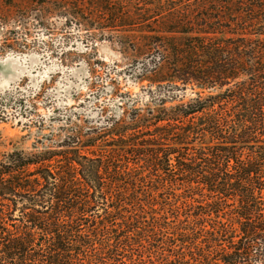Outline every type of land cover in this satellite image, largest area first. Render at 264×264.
Returning a JSON list of instances; mask_svg holds the SVG:
<instances>
[{
	"label": "trees",
	"instance_id": "1",
	"mask_svg": "<svg viewBox=\"0 0 264 264\" xmlns=\"http://www.w3.org/2000/svg\"><path fill=\"white\" fill-rule=\"evenodd\" d=\"M1 1L92 45L115 30L164 99L38 120L29 148L0 131V264H264V0Z\"/></svg>",
	"mask_w": 264,
	"mask_h": 264
},
{
	"label": "rangeland",
	"instance_id": "2",
	"mask_svg": "<svg viewBox=\"0 0 264 264\" xmlns=\"http://www.w3.org/2000/svg\"><path fill=\"white\" fill-rule=\"evenodd\" d=\"M23 1H16L21 10ZM16 19L15 10L0 0V131L3 137L14 138L31 133L19 146H31L40 130L36 121L41 119L42 133L67 129L64 120L50 121L52 116L79 115V124L95 127L104 117L118 116L132 105L143 107L149 99H164L150 96L155 87L137 83L122 71L125 64L115 57V30L105 31L114 42L92 45L93 30L62 29V21L53 20L48 32ZM190 92L180 99H190Z\"/></svg>",
	"mask_w": 264,
	"mask_h": 264
},
{
	"label": "water",
	"instance_id": "3",
	"mask_svg": "<svg viewBox=\"0 0 264 264\" xmlns=\"http://www.w3.org/2000/svg\"><path fill=\"white\" fill-rule=\"evenodd\" d=\"M118 56V54L115 52V57H117Z\"/></svg>",
	"mask_w": 264,
	"mask_h": 264
}]
</instances>
